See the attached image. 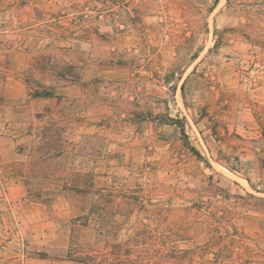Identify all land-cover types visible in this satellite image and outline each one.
I'll return each mask as SVG.
<instances>
[{"label":"rangeland","instance_id":"rangeland-1","mask_svg":"<svg viewBox=\"0 0 264 264\" xmlns=\"http://www.w3.org/2000/svg\"><path fill=\"white\" fill-rule=\"evenodd\" d=\"M165 229L182 264H264V0H0V264H152Z\"/></svg>","mask_w":264,"mask_h":264},{"label":"trees","instance_id":"trees-1","mask_svg":"<svg viewBox=\"0 0 264 264\" xmlns=\"http://www.w3.org/2000/svg\"><path fill=\"white\" fill-rule=\"evenodd\" d=\"M46 63H49V61H45ZM58 70H54L56 72V75L59 79L65 80V81H70L72 83H75L80 80L81 74L78 72V68L75 65H66L60 67L57 62L53 63ZM52 64V65H53ZM52 67H55V66ZM26 82L32 86L34 84V78L31 76H28L26 78ZM48 89V88H47ZM50 89V88H49ZM35 98H53L54 97V92H51V90H45L43 92L36 91L34 94ZM47 131V130H46ZM182 131L185 135V130L182 128ZM41 133H44L41 132ZM46 134V133H44ZM46 136V135H45ZM191 151L196 153L199 157L200 154L195 150V148H191ZM79 176L74 173V172H63L61 173V179L63 182V191L70 195L76 196V193L85 195L86 200L83 202L84 206H88L91 208V215L93 214V217L96 215H99L98 210H99V204L94 203L91 204L92 202L89 200L91 197V194L93 192V185H94V179L93 175L86 176L85 178V186L81 187V184L79 183L78 180ZM85 208V207H84ZM81 214L78 216L77 221L85 222L86 224H83V226H88V224L93 221L95 225L101 226L100 228H104L105 224V219L103 218H89L88 214H86V210L81 209ZM102 210V209H101ZM80 225L78 224V227ZM77 227V228H78ZM75 231L78 233V229ZM80 234V233H79ZM82 235H78L77 238L79 239ZM89 243V242H88ZM87 244V242H85ZM175 244H176V239L174 234L170 233L169 230H159L157 235L155 236V241H154V262L152 264H182L183 261L186 259L185 255L181 256H176L174 249H175ZM175 253V254H173ZM69 260L80 263V264H108L107 262V257L101 254L99 251L95 250L93 246L88 244V246H82L81 249L77 248L74 250H71L69 253ZM144 259L148 260L149 259V251L146 249L144 254H143ZM149 263V261H147ZM147 263V264H148Z\"/></svg>","mask_w":264,"mask_h":264}]
</instances>
